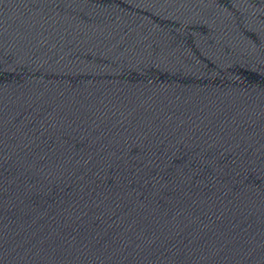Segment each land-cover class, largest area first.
I'll list each match as a JSON object with an SVG mask.
<instances>
[{"label":"water","instance_id":"95a60500","mask_svg":"<svg viewBox=\"0 0 264 264\" xmlns=\"http://www.w3.org/2000/svg\"><path fill=\"white\" fill-rule=\"evenodd\" d=\"M0 264H264V0H0Z\"/></svg>","mask_w":264,"mask_h":264}]
</instances>
